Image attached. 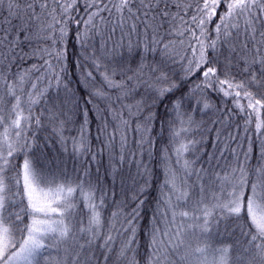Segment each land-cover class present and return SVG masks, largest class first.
Wrapping results in <instances>:
<instances>
[{
	"label": "snow or ice",
	"instance_id": "snow-or-ice-1",
	"mask_svg": "<svg viewBox=\"0 0 264 264\" xmlns=\"http://www.w3.org/2000/svg\"><path fill=\"white\" fill-rule=\"evenodd\" d=\"M78 2L83 4L86 18L77 19L72 15L73 10L79 11ZM190 8L187 0H0V13H6L0 14V128H3L0 132V264H49L51 249H55L58 257L55 264H91L92 259H96L93 246L102 234L99 209L103 200L97 203L95 191L91 188L85 191L83 183L73 185L66 177L62 180L55 173L37 169L33 157L28 154L32 144L28 132L33 126H43L45 113L49 121L58 122V131L64 125L60 117L65 115L68 100H61L58 94L50 95V90L54 80L55 88L63 86L67 91L68 86L60 74L65 69L62 66L56 71L50 59L45 57H54L62 64L64 48L55 45L63 44L68 38L70 21L77 25L75 39L82 54L95 37H99L106 58L116 49L126 47L131 55L142 46L135 69L122 65L109 68L95 55H83V60L90 61V67L100 73L104 84L121 95H130L135 87L144 83L161 101L179 85L170 81L159 66L148 64L147 54L159 51L162 61L165 57L185 60L176 46L184 45L187 35L190 38L185 50L191 51L192 58L187 59L183 79L199 74V83H194L190 93L221 92L224 97H232L242 112L246 109L239 100L246 99V108L257 113V140L264 136V121L259 117V109L264 108V95H261L264 93V0H203L189 22L185 16ZM218 11L219 18L216 19ZM117 29L121 33L120 39L108 51V43ZM133 36L137 38L135 41ZM168 36L179 39L165 42ZM41 39L50 40L54 47L24 51L22 45L25 42ZM38 55L43 59L42 65L33 64L31 68L21 69L26 60ZM79 66L83 68L84 64ZM127 72L132 74L126 79H114L117 74ZM36 74L39 76L34 82L32 77ZM82 75L85 81L94 79L93 71L82 72ZM44 79H48V87L38 88V83ZM92 94L105 95L103 89ZM258 95L261 98H256ZM41 103L44 107L36 114L33 109ZM141 104L136 105L138 112L142 110ZM128 107L131 112V106ZM178 107L179 101L174 103V108ZM153 118L154 113L149 112L136 131L150 133ZM122 123L127 127L128 121ZM251 123L249 114L245 131ZM186 131L185 128L174 131L173 137ZM61 140L63 142V137ZM125 140L122 138V146ZM192 143L180 144L176 149L177 156L187 152ZM145 144L150 148L153 141L142 135L139 145L143 148ZM259 147L255 166H250L252 141L249 140L248 149L242 152L243 163L238 156L236 167L220 172L212 170L211 176L209 170L201 168L197 171L191 167L192 162L185 161V176L190 179L194 175L199 182V195L191 209L186 206L197 185H190L175 173H168L165 187L169 194L160 201L165 205V211L160 214L159 223L155 222V215L152 218L146 264H182L187 256L181 249L187 247L185 236L191 232L205 238V246L195 249L204 255L214 231L231 237L238 231L239 237L233 244L216 249L218 257L212 264H229L232 249H237L234 264H264V142ZM73 151L82 155L90 151L83 136L79 142L73 139ZM232 151L236 153V149ZM18 156L23 157L22 164L16 163ZM123 158L121 155V162ZM140 168L143 172L138 171V175L146 177L147 166L138 164ZM206 177L212 184L210 197L204 195ZM147 184L145 179L144 185L138 186L139 195L144 194ZM80 201L84 202L86 217L79 208ZM181 202L185 208L178 210ZM143 204L144 201L138 199L137 206L125 217L124 223L128 227L124 231L131 232L132 236L121 247L120 259H128L127 253L133 251L131 246L136 242L134 224ZM241 221H245L247 227L242 226ZM112 239L110 234L106 235L104 244L100 245L106 250L105 262L110 259ZM129 264H139V261L133 256Z\"/></svg>",
	"mask_w": 264,
	"mask_h": 264
},
{
	"label": "trees",
	"instance_id": "trees-1",
	"mask_svg": "<svg viewBox=\"0 0 264 264\" xmlns=\"http://www.w3.org/2000/svg\"><path fill=\"white\" fill-rule=\"evenodd\" d=\"M187 2L191 4V8L188 9L185 19L190 22L191 16L196 14L197 5L202 4L203 0H187ZM77 8L79 11L73 10L72 15L77 19L82 16L86 18L83 4L78 2ZM221 9H223V5H221ZM218 18L219 11L216 19ZM58 27L59 25H57ZM76 29L77 25L70 21L68 38L63 44L55 45L57 48H64L65 59L62 64L58 63L54 57H45L50 59L56 71H59L62 66L65 69L60 74L64 84L68 86L67 91L63 86L59 89L55 88L54 80L51 82L53 87L50 90V95L58 94L61 100H68L64 107L65 115L60 117L64 121L63 128L58 131V122L49 121L45 113V117H42L43 126L40 128L33 126L32 130L28 132V138L32 142L28 154L33 157L37 169L45 173H55L61 176L62 180L66 177L73 185L83 183L85 191L93 189L97 202L100 199L103 200L100 211L105 226L108 225L109 218L113 216V213H116L117 215L114 217L123 223L126 215L137 206L138 199H142L144 204L140 207L139 219L134 224L136 242L131 246L133 251L127 253L128 259L118 258L120 251L118 248H114L108 253L110 259L105 262L104 252L106 250L100 247L101 241H96L93 246L96 259H92L91 264H129L133 256L139 261V264H146L149 253L148 232L151 228L152 218L154 215L156 216L164 190L165 157L171 152L174 141L173 132L177 131L180 122L186 119L188 123L191 118V123L187 125L188 138L197 144L199 156L197 167L209 170V176L212 175V170L220 172L229 162L230 166L235 161V165H237V157L239 156L242 160V152L248 149L249 140L252 141L250 166H255L260 153L259 145L264 142V136L257 140L255 133L257 113L246 108L248 103L246 99L239 100V103L246 109L242 112L232 97H224L221 92L207 90L203 95L199 92L190 93L194 83H199V74L187 80L183 79L187 59L192 58L191 51L185 50L190 38L187 35L184 38V45L177 44L176 46L177 51L186 57L185 60H181L179 57H165L162 61L159 51L147 54L148 64L159 66L160 70L168 74L170 81L179 85L161 101L156 99L155 94L144 83L135 87L130 95H121L118 90L104 84L100 73L90 67V61L83 60V55H95L102 65L108 64L109 68L122 65L124 68L130 66L135 69L142 54V46L131 55L126 47L119 48L106 58L101 51L99 37H95L82 54L81 47L75 39ZM120 35V31L117 29L112 40L108 43V51H111L113 44L120 39ZM105 38H107V34ZM132 39L135 41L137 38L133 36ZM178 39L175 36H168L165 42ZM126 43L127 40H125ZM22 47L27 52L32 49H51L54 46L50 40L41 39L30 43L25 42ZM81 63L84 64L83 68L79 66ZM33 64L42 65L43 59L39 55L34 56L26 60L20 67L21 69L31 68ZM86 71H93L94 79L85 81L82 72ZM131 74V72H127L125 75L117 74L114 79L117 81L126 79V76ZM37 76L39 74L32 77L34 82ZM48 83V79H44L37 86L41 89L46 88ZM98 89H103L105 95L92 94ZM256 98L261 97L258 95ZM177 101H179V107L174 108V103ZM138 102H142V110L139 112L136 108ZM205 104H208L209 107L205 108ZM128 106H131V112ZM43 107L44 105L41 103L35 106L33 111L40 114ZM149 112L154 113L151 132L148 134L137 132V126L144 123V118ZM249 114H251L252 123L245 131V122ZM259 117L261 121H264V108L259 109ZM122 121H128L127 127ZM142 135L150 137L153 141L150 148L147 144L143 148L140 147L139 141ZM81 136L90 149L83 155L73 151V139H81ZM61 137H63V142ZM231 137L236 139H231ZM122 138H126L123 146ZM233 149H236L235 154ZM121 155L124 157L122 162ZM93 156H95V160H93ZM210 158L211 162H209ZM22 162L23 157L18 156L16 163L22 164ZM138 164L147 166L148 175L146 177L138 175V171L143 172V168L138 169ZM85 170H87V175H85ZM145 179L148 184L146 191L141 196L137 188L144 185ZM211 187V181L206 177V195ZM79 208L86 217L87 213L83 212L84 204L82 202H79ZM241 225L247 227L245 221H241ZM252 230L254 231V229ZM238 237V231L235 237L220 235L214 231L208 241L210 245L208 249L210 252H216V249L233 244L235 238ZM203 239L206 242L205 238ZM50 251L49 264H55L58 259L56 251L55 249ZM236 251L237 249L230 251L229 264H234ZM88 255L91 256V253Z\"/></svg>",
	"mask_w": 264,
	"mask_h": 264
},
{
	"label": "rangeland",
	"instance_id": "rangeland-1",
	"mask_svg": "<svg viewBox=\"0 0 264 264\" xmlns=\"http://www.w3.org/2000/svg\"><path fill=\"white\" fill-rule=\"evenodd\" d=\"M187 120H183V124H179L177 131H179L181 128H185L187 129L186 132H184L182 135H180L179 137H174V141L172 144V148H171V152L165 157V163H164V171H165V179H164V190L163 193L161 195V200L164 199L168 194V188L165 187V181L167 179V175L169 172L171 173H175L176 176L182 180H187L188 184H196L197 187L195 190L192 191L191 193V200H189L186 208L187 209H191L192 205L195 203L196 198L199 195V182H197L196 180V176H192L190 179H188L185 176L184 173V162L185 161H189L192 162L191 167L195 170H199V168L197 167V160L199 158L198 156V148H197V144L188 138V128H187ZM3 131V128H0V132ZM76 140L79 142L80 139L76 138ZM194 142L192 144H189V150L187 152H184L182 155H180L179 157L177 156L176 153V149L179 148L180 144L182 143H189V142ZM240 159V163H243V158L241 160ZM236 161L234 162V164L232 166H230V162L225 166L224 169L230 170L233 167H236L237 165H235ZM179 183V180H178ZM212 194V187L209 189L208 195H206V193L204 194L206 197H210ZM77 195H79V193H77ZM84 204L83 201H80ZM173 204H175V198H173ZM99 203V202H97ZM185 206L183 204V202H181V208L178 210H182L184 209ZM100 211V209H99ZM165 211V205L160 203V205L157 208L156 211V223H159L160 221V214L163 213ZM101 214V211H100ZM103 221V219H102ZM153 223V220H152ZM151 223V224H152ZM180 223V218L177 217V224ZM108 225H104V221H103V228H102V234L101 237L98 238L96 241H101L102 245L104 244V237L106 235H111L113 237L112 241L109 244V248L111 250H113L114 248H118V250L120 251L121 247L129 240L131 239L132 233L131 232H127L124 231L125 228L128 227V225L126 223H122L121 221H118L116 217L112 216L111 218H109V221L107 223ZM204 237L199 235V233L197 232H191L188 233L185 236V244L187 245L186 248H182L181 249V253L185 254L187 256V259L182 262V264H212V261L214 258L218 257L217 252H210V250L208 249L206 251V253L204 255H201L200 253H197L195 251L196 248L198 247H204L205 246V242L203 241ZM95 241V242H96ZM178 264H180V262H178Z\"/></svg>",
	"mask_w": 264,
	"mask_h": 264
}]
</instances>
